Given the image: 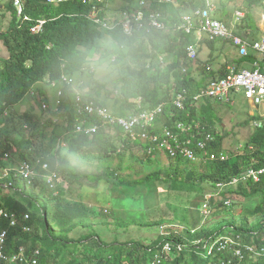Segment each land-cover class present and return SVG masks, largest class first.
I'll list each match as a JSON object with an SVG mask.
<instances>
[{"label": "trees", "instance_id": "trees-1", "mask_svg": "<svg viewBox=\"0 0 264 264\" xmlns=\"http://www.w3.org/2000/svg\"><path fill=\"white\" fill-rule=\"evenodd\" d=\"M195 1L186 0L184 4H189L187 8H190V5ZM198 1H201L203 6L206 5V0ZM248 2L249 9L246 14L249 21L246 22L244 18L242 21H245L246 24L241 22L235 31L238 35L253 38V33L247 32L254 30L253 5L264 6V0H248ZM0 6L2 13L9 12L12 16L9 26L0 32V40L9 52L8 57L0 58V117L7 109L22 101L26 95L40 101L44 97V91L37 90L35 87L46 78L51 84L62 81L63 74L72 77L76 72L84 70L86 68L84 66L90 62L91 51L93 49L101 50L102 41L106 36H110L118 44L115 50L117 60L120 58L119 53L124 49H128L131 53H137L138 49H147L148 52L144 54V62L140 68L129 69L121 87V97L114 105L112 104L114 111L117 114L126 115L133 106L130 99L137 96H142L145 104L151 107L164 102V113L158 122L164 120L166 125L172 130H176V123L179 121L187 125L195 124L198 121L214 135V140L209 146L210 150L217 153L223 150L225 136L212 127L213 103L220 101L202 98L199 102L193 101V98L205 88L211 79L223 75L225 70L217 71L210 66L206 67V62L200 56L201 48L198 49L196 60L187 57V47L195 41L193 35L177 30L174 31L175 33L155 29L137 30L133 35H127L121 27L104 30L101 25L95 23L96 15L91 10L92 5L81 0L54 3L46 0H24L21 13H19V7L15 4V0H8L6 3L0 0ZM154 9L164 11L166 21L170 23L177 20L181 14V10L172 3L154 5ZM144 10L148 14V11ZM226 11L224 8L221 12ZM103 14L105 13L103 12ZM228 17L231 15L228 14L221 18ZM41 19L46 20L42 29L32 32L31 28ZM204 40H207L209 47L215 46L221 40L227 41V39L219 38L211 40L207 37L201 40L200 44ZM147 46L152 49V52L146 48ZM110 54L112 51L104 56ZM122 54L124 55V52ZM149 58L151 60L147 62ZM161 58H164V62L166 61L167 64L164 65ZM195 63L207 71L206 77L212 76L209 81L207 78L200 80L195 78ZM172 77L174 83H172ZM183 91H186L187 95L185 107L179 109L174 104V99L179 92ZM63 93L64 98L61 105L66 107L70 120L73 122L76 117L74 106L76 107L77 104V94L68 85L64 88ZM95 100L105 106L109 105L106 100L99 97H96ZM26 117L29 120L28 123H31L32 116L27 113ZM94 118L88 117V120L94 121ZM257 118L260 122L256 131L252 133L244 151L240 154H228L224 159H207L199 163L178 157L167 167L158 166L145 172L136 180H128L127 176H121L119 173L118 176L109 178L112 191L125 192L124 195L143 194L144 190L150 192L160 190V185L163 184L161 193L173 198L176 197L175 195H182L188 185H200L198 193L204 196L212 207L214 205L223 207L221 212L225 214L237 211L234 208L235 204H232V207L225 204L227 199L232 200L233 203V201H241L242 198L244 200L260 197L261 202L256 205L254 210H240V212L246 211L253 215H260L256 216L252 225H249L247 219L244 218L242 225L236 226V222L231 218L228 220L232 227L229 228L231 231L224 227L214 230L208 228L207 225H198L196 228H189L184 235L178 231L175 232L172 227L168 226L166 231L169 234L159 233L150 245H144L137 240L123 242L117 239L107 242L94 229L95 221L93 219L99 220L98 217L102 214L95 206H90L83 200L69 198L65 193L66 190L62 188L58 190V186V193L53 195L54 189L47 184L46 177L44 179L45 175L33 178L31 182L35 186L42 185L49 190L48 197L42 203L41 195L35 197L31 190L18 187L14 183L15 176L12 173L9 177L0 179V194H2L0 210H4L0 215V234L2 232L6 234L5 253L14 255L21 247H25L27 253H33L39 249L38 264H153L155 259L161 260L159 264H227L228 262L264 264V259L251 261L247 259L248 255L240 261L235 256L234 250L218 251L215 247L210 252V249L206 247V245L210 246L217 242L223 235L233 236L242 244H251L250 240L255 239L257 246H264V176L259 182L250 180L237 186H227L219 192L220 182L239 175L250 166H264V120L259 116ZM250 119H254V116ZM158 122L156 128H161L162 126H159ZM96 123L100 124V128L93 136L74 131V133L67 134L66 158L62 161L61 166L52 154L57 139L49 138L48 143L45 144L46 134H42L41 149L34 150L35 157L41 154L44 156L40 161L41 164H36V159L30 156V152H27L28 147L23 150L22 156L33 166L35 164L38 171L42 172L41 174L47 172L42 167V164L47 162L50 170L57 173L59 170L60 172L65 171L64 166H68L75 178L79 179L82 175L75 168L70 167L68 159L71 155L95 158V154H98L97 157L101 158L100 161L110 162L111 159L117 157L124 162L125 152L133 150L132 148L138 146L137 144L147 146L140 140H131L120 127H114L118 130V134L115 135L111 134L110 129L100 120ZM20 129H24V126L22 125ZM2 134L3 131L0 130V137ZM6 139H10V134H6ZM120 142L124 144L122 147L117 144ZM1 147H6L8 150L14 148L9 141L0 142ZM145 155L150 162L154 154L150 155L146 152ZM157 161L160 160L157 158ZM68 173L70 174V171ZM94 177L97 178V176ZM19 179L22 180L21 183L24 181L22 178ZM9 183H12V186ZM9 186H11L10 189L13 188L14 195L4 191ZM68 187L72 189L70 186ZM209 194L208 200L206 196ZM12 215L14 216L11 217ZM131 222L136 221L131 219ZM12 223L14 226L11 225ZM85 227L92 232L81 233L79 238L71 236V233L79 232ZM192 231L194 232L192 233ZM195 240H200V243L195 244ZM167 242L172 244L173 252L170 254L163 251ZM179 243L184 244L181 251L177 248ZM201 247L205 250L200 251ZM157 255L159 257L155 258ZM0 264L13 263L7 260Z\"/></svg>", "mask_w": 264, "mask_h": 264}, {"label": "rangeland", "instance_id": "rangeland-1", "mask_svg": "<svg viewBox=\"0 0 264 264\" xmlns=\"http://www.w3.org/2000/svg\"><path fill=\"white\" fill-rule=\"evenodd\" d=\"M7 1L8 0H2L3 3ZM185 1L186 0H174L173 2L162 3L158 0H148L147 7H143L148 11V14H146L144 18L137 19L132 14V9L139 8L135 1L106 0L101 5V11L98 15L101 22L95 19V23L101 24L104 30H112L116 27H121L127 35H133L137 30L150 31L151 29L175 33L173 26L176 22H167L165 12L154 9V5H164L167 3L175 4L176 7L181 10L180 16L205 7H210L217 18L229 14L231 17L221 18V20L228 24L234 31L241 22H243L242 24H246V22L249 21L246 14L249 9L248 0H206L205 6L201 4V1L196 0L195 3L190 5V8H187L189 4H184ZM224 8L227 11L221 12ZM240 8L244 9L246 14L244 18L246 22L242 21L244 18L240 21H237L235 18L236 11ZM252 10L254 30L250 31L248 29L249 31L247 32H252L255 37H246L249 43H252L256 39H260V33L264 35L263 30L259 27L260 24H263L262 15L264 13V6L253 5ZM103 12L105 14H103ZM152 12L160 15V20L164 23L163 28H158L152 24L150 17V13ZM11 18L12 16L9 12L2 13L0 6V32L4 31L9 26ZM102 43V49H93L91 51L89 64L84 66L86 67L84 70L78 71L72 75L73 80L70 81V83L62 80L49 84V80L46 79V84L41 86V88L47 92L45 93L44 91L43 95L45 96L40 101L35 100L30 95H26L22 101L12 108L7 109L3 116L0 117V130L3 131L0 142L9 141L14 147L12 150H8L6 147L0 148V179L7 178L13 173L15 176L14 183L18 187H25L26 190H31L35 197L41 195L40 198L42 203L48 197L49 190L42 187V185L35 186V184H30V179L21 177L19 174V172L22 173L20 166L24 162L28 163V160L26 161V158H24L22 154L24 153L23 150L28 147L27 152H30V156L36 159V164H41L40 161L44 156H41V154L35 157L34 150L37 148L41 149V143L43 142L41 137L42 134H46L47 138L44 140L45 144L48 143L49 138L57 139V143L52 149V154L58 163H60V166L62 165V161L66 158L68 147L66 136L67 134L76 132V130L73 132L72 129H76L75 124L78 116L77 107L74 106L76 117L74 121L71 122L66 107L61 105L64 98L63 91L66 85H68L72 91L76 92L77 95L84 97L85 102L92 100L97 104H102L95 100L96 97L106 100L109 104L108 106L106 105V107L110 108L111 112L116 113L112 108V104L114 105L117 99L121 97V87L125 82V76L130 68H140L144 62V54L148 53L146 51L147 49H138L137 53H131L128 49H124L122 51L124 55L122 52L119 53L120 58L117 60V52H115V50L118 44L115 43L113 38L106 36ZM196 45L198 49L201 48L200 56L202 60L206 62V67L210 66L217 71L233 63L238 64L241 69L253 68L251 63L257 60V52L251 46H249L248 56H242L239 53V45L227 43L224 48L222 45L223 51H218L217 48H221V46L220 44H216L217 48L213 50L214 54L211 57V48L206 43H202V46L200 43ZM146 48L152 52L149 46ZM109 51H112V54L104 56ZM8 56L9 52L7 47L0 40V58H6ZM150 60L151 58L147 59V62ZM162 63H164V65L167 64L166 61L164 62V58H162ZM206 75L207 71L197 64L194 71L195 78L197 80L207 78L209 81L212 76L206 77ZM171 80L172 83H174L173 77ZM77 99L79 100V97H77ZM140 100L142 103H145L142 96L130 99L133 106L129 109L128 113H126V116L135 114L139 111ZM228 101L229 102L214 101V112L212 117V127L225 136L222 150L226 151L225 157L228 154H240L243 152L250 136L256 131L257 125L260 122L257 117L259 116L264 120V108H259L251 103L249 99L246 98L243 91L233 93L232 99ZM27 113L32 116L31 123H28L29 120L26 117ZM252 116H254V119H250ZM98 120L100 119L95 117L94 121L90 122H98ZM195 123L199 122L196 121ZM164 124V120L158 122L159 126H163ZM22 125L24 129H20ZM79 125H83V123ZM196 126L197 124H195V127ZM106 127L110 129L111 134H118L117 129L108 125H106ZM6 134H10V139H6ZM117 144L119 147L124 145L121 142ZM137 145L138 146L132 148L133 150L128 149L129 151L125 152L126 158L124 162L117 157L111 159L110 162L100 161L101 158L97 157L98 154H95V158L71 155L68 159L69 164L70 167L72 166L82 175L79 179L75 178V175L70 168L68 169V166H64L65 171L60 172L59 170L56 175H53L49 172L41 174L42 172L38 171V167L35 164L34 166L37 169L36 171L33 169L34 173L36 172L34 177L36 178L40 175H46L47 177L51 176L52 183L58 186V190H60V188L66 190L65 193L69 198L83 200L102 212L100 217H98L99 220L93 219L95 221L94 229L107 242H112L117 239L123 242L137 240L141 241L144 245H150L166 226H170L175 232L179 231V233L184 235L189 228H196L198 225H207L208 228L214 230H219L224 227V229L231 231V229H229L232 228L230 227L231 225H229V219L233 218L236 222V226H241L243 223L242 219L246 218L249 225H252L256 216H260L253 215L246 211L240 212L241 209L254 210L256 205L261 202L260 197L244 200L242 198L241 201H233V203L231 200V205L229 207L235 204L234 208L237 211L225 214L221 212L223 207H217L216 205L212 207V205L205 200L204 196L198 193L200 185H188L185 188L186 191L184 190L182 195H175L176 197L173 198H169L161 193L163 184L160 185V190L157 189L151 192L144 190L143 194L133 193L131 195H124L125 192L116 193L112 191V184L109 178L115 177L116 175L118 176V173L121 176H127L128 180H136L140 176H143L145 172L158 166L167 167L174 161V159L163 155L165 153L161 150L163 154L157 153L156 157H152L151 161L148 162V157L145 155L146 148L144 144L143 146L141 144ZM250 148L252 149V147ZM157 158L160 161H157ZM202 161L203 160H200L198 163ZM68 171H70V174ZM94 176H97V178ZM19 178H22L24 181L21 183L22 180L20 181ZM46 182H48L47 179ZM46 182L44 181V184H46ZM41 183L43 182L41 181ZM69 183L72 184L69 185ZM9 185L12 186V183H9ZM11 186L4 191L10 195H14V193H12L13 188L10 189ZM57 186L54 188V193L52 192L53 195L58 193ZM68 186L72 189H69ZM1 197L2 194H0V199ZM207 197H210V194L207 195L206 198ZM3 212L4 210L1 209L0 215ZM232 215L234 217H231ZM11 217H13V215ZM131 219L136 222H131ZM11 225L14 226L13 223ZM27 230L30 231L29 228H27ZM90 232L92 231L85 227L79 232L75 231L71 233V236L73 238H79L80 235H82L81 233L88 234ZM250 242L254 246H257L255 239H251ZM24 248L25 247H21L14 255L18 256L24 253L27 258H30L33 253L23 252ZM204 250L203 247L200 248V251ZM247 259L252 261L259 258L248 255ZM3 261L6 260L4 259ZM12 263L23 264L20 258L14 262L12 261Z\"/></svg>", "mask_w": 264, "mask_h": 264}, {"label": "built area", "instance_id": "built-area-1", "mask_svg": "<svg viewBox=\"0 0 264 264\" xmlns=\"http://www.w3.org/2000/svg\"><path fill=\"white\" fill-rule=\"evenodd\" d=\"M47 2H62L66 0H46ZM74 1V0H71ZM92 5L91 9L98 21L101 22L100 18L97 16L101 11V5L106 0H81ZM135 2H140L142 6L147 5L148 0H133ZM159 2H173L174 0H158ZM15 4L19 7V13L22 12V0H15ZM96 8V9H94ZM132 14L137 18L141 19L143 12L139 10L138 12H132ZM152 24L158 28H163L164 23L160 20V15L158 13H153L151 16ZM245 17V12L236 11V20L240 21ZM94 19V20H95ZM44 21V22H43ZM262 21L264 22V13L262 15ZM45 19H41L38 23L31 28L32 32H38L42 29ZM173 29L177 31H184L186 33H197L199 39L202 37H208L211 40L217 38L232 39L236 45H239V53L242 56H248L249 46H251L257 52L258 59L252 63L253 68H242L240 69L238 64L233 63L228 65L225 69V73L216 79H211L205 88L194 96L193 101H199L202 97H211L220 102H229L232 99V94L243 91L246 98L249 99L251 103L259 108H264V35L260 39L254 40L249 43L244 38L236 35L226 23L220 21L212 15V9L199 8L191 13H187L181 17V19L176 22ZM187 57L190 59H195L198 54V48L196 44H190L186 50ZM185 70V69H184ZM64 82L70 83V78L67 75L62 76ZM186 96V91L179 92V96L174 99V104L179 109L184 107L183 99ZM80 99V98H79ZM139 111L135 114L126 116L118 115L109 110L108 107L102 104H97L95 101L89 103H79L77 106V121L75 124L76 132L81 133L87 131L89 135H93L99 128L100 124L96 122H90L88 120L89 116H95L100 119V121L106 126L110 127H120L122 128L131 140H140L147 144L146 152L148 154H163L161 150L165 153L163 155L176 159L178 157L184 158L191 162H198L200 160L207 159H224V151L212 152L209 148L211 142L214 140V135L212 132L208 131L201 123L191 124L186 126L184 123H178L176 130H172L168 125H164L161 128H156V122L160 116L164 113L165 103H161L153 108L144 109L143 103L140 100ZM45 106V105H44ZM83 123V125H79ZM158 129V130H157ZM160 129V130H159ZM194 130V133H191ZM27 161V160H26ZM29 163V164H28ZM21 164V172L19 174L22 178L30 179V184L33 180L35 166L29 161ZM45 164V165H44ZM43 170L56 175V171L49 170V164L44 163ZM45 167V168H44ZM47 168V169H46ZM34 169V170H33ZM264 176V166H250L245 169L239 175H234L228 182H220V191L227 186L237 185L239 183H246L250 180L255 182L261 181ZM47 184L52 188H56L57 185L52 183L51 176L47 177ZM58 192V191H57ZM209 200V197H207ZM226 205H231V200L227 199L225 201ZM9 216L8 214H5ZM14 216V215H13ZM26 217H28L26 215ZM15 221L14 219L12 222ZM14 223V222H13ZM167 227V226H166ZM166 227L161 230L162 234H169L166 231ZM177 232V231H176ZM179 232V231H178ZM194 231H192L193 233ZM5 232L0 234V261L4 259L9 260L11 263L19 259L23 264H38V258L40 251L35 250L30 258H27L24 253L16 255H7L4 251L5 243ZM195 244L200 243V240H195ZM210 252L216 247L217 250H234L235 256H237L240 261H242L246 255H251L260 258H264V246H254L253 244H242L237 238L229 235H223L219 237L217 242L212 243L210 246L206 245ZM177 248L181 251L184 248L183 243H179ZM163 251L167 254L173 252L172 244L167 242ZM169 251V252H168ZM25 251V248L23 249ZM27 253V252H26ZM157 255L155 258H158ZM258 260V259H255ZM160 259H155L153 264H159ZM227 264H234L233 262H228Z\"/></svg>", "mask_w": 264, "mask_h": 264}, {"label": "bare ground", "instance_id": "bare-ground-1", "mask_svg": "<svg viewBox=\"0 0 264 264\" xmlns=\"http://www.w3.org/2000/svg\"><path fill=\"white\" fill-rule=\"evenodd\" d=\"M137 3V5L139 6V8H135L134 10H133V12H138L139 10H141L142 12H143V14H142V18H144L145 17V15H146V12H145V10H144V8L143 7H145L146 5H144V6H142L141 5V3L140 2H136ZM205 8H207V7H205ZM239 11H243L244 12V10H239ZM154 13V12H153ZM153 13H151L150 14V16L153 14ZM212 15L215 17V15L213 14V12H212ZM215 18H217V17H215ZM218 19V18H217ZM220 20V19H219ZM220 21H222V20H220ZM222 22H224V21H222ZM225 23V22H224ZM99 25H101V24H99ZM174 31L176 30V29H173ZM187 34H190V35H193L194 36V39H195V42H193L194 44H199V42L201 41V40H203L204 38H207V37H202L201 39H199V37H198V35H197V33H187ZM237 35V34H236ZM238 36H240V35H238ZM241 37V36H240ZM243 38V37H242ZM219 39H224V38H219ZM227 40H229V39H227ZM230 40H232V39H230ZM245 40V39H244ZM233 41V40H232ZM192 43V44H193ZM197 56H198V54H197ZM196 56V57H197ZM241 69V68H240ZM249 69H251V68H249ZM70 78V80L72 81L73 80V77H69ZM217 78V77H216ZM216 78H214V79H216ZM201 92V91H200ZM199 92V93H200ZM198 94V93H197ZM196 94V95H197ZM178 96H179V94H178ZM177 96V97H178ZM77 97H79L80 99L78 100L77 99V104H76V107L78 106V104L79 103H89V102H91L92 100H90V101H87V102H85V99H84V97H82V96H80V95H77ZM176 97V98H177ZM186 97H187V95L185 96V98L183 99V105H184V107H185V100H186ZM175 98V99H176ZM202 98H211V97H202ZM201 98V99H202ZM199 102H200V100H199ZM184 107L182 108V109H184ZM182 121H179L178 123H181ZM178 123H176V126H177V124ZM182 123H184V122H182ZM185 124V123H184ZM186 126H189V125H187V124H185ZM74 130H76V129H73V131ZM84 133H87V134H89L87 131H83ZM82 133V132H81ZM191 133H194V130H192L191 131ZM224 155H225V153H224ZM227 157V156H226ZM232 178V177H231ZM231 178H229L227 181H225V182H228ZM239 184H241V183H239ZM239 184H237V185H239ZM237 185H232V186H237ZM223 190V189H222ZM221 190V191H222ZM220 191V187H219V192H221ZM226 204V203H225ZM219 251V250H218ZM223 251H225V250H223ZM234 263V262H233ZM235 264V263H234Z\"/></svg>", "mask_w": 264, "mask_h": 264}, {"label": "crops", "instance_id": "crops-1", "mask_svg": "<svg viewBox=\"0 0 264 264\" xmlns=\"http://www.w3.org/2000/svg\"><path fill=\"white\" fill-rule=\"evenodd\" d=\"M136 4H137V3H136ZM134 9H135V8H134ZM134 9H132V11H133ZM239 10H244V9H237V11H239ZM213 14H214V13H213ZM181 16H182V15H181ZM181 16H180V17H181ZM245 16H246V14H245ZM180 17H179L177 20H175L174 22H177V21L180 19ZM215 17H216V16H215ZM235 18H236V17H235ZM218 19L221 20V18H218ZM242 19H243V18H242ZM227 25H228V24H227ZM228 26H229V25H228ZM229 27H230V26H229ZM259 27H261V29L263 30V33H264V22H263V24H260ZM230 28H231V27H230ZM231 29H232V28H231ZM233 31H234V30H233ZM234 33L237 34L236 31H234ZM237 35H238V34H237ZM261 35H262V33H260V37H262ZM240 36H241V35H240ZM241 37H243L245 40H248V39H247L246 37H244L243 35H242ZM254 37H255V36H254ZM260 37H259V38H260ZM194 42H195V41H194ZM199 43H200V42H199ZM202 43H203V44H205V43L207 44V40L202 41ZM202 43H201V46H202ZM227 43H230V44L236 45L232 40H227V41H225V40H221V41L217 42V44H220L221 48H217L216 45L213 46V47H210V48H211V52H212L211 54H212V55L214 54V53H213V50H216V48L218 49V51H220V50L223 51V50H222V45H223V48H224V47H225V44H227ZM256 57H257V56H256ZM257 59H258V57H257ZM161 61H162V58H161ZM255 61H256V60H255ZM235 64H236V63H235ZM251 64H252V63H251ZM221 69L225 70L226 68H221ZM46 79H48V78H46ZM46 79H45L42 83H39L38 86L35 87V88H36L37 90H38V89H42L41 86H43V85L46 84V83H45V82L47 81ZM42 90L45 91L44 89H42ZM44 96H45V95H44ZM143 108H144V109H150V108H153V107L148 106V105H146L145 103H143ZM164 125H166V124H164ZM164 125H163V126H164Z\"/></svg>", "mask_w": 264, "mask_h": 264}]
</instances>
